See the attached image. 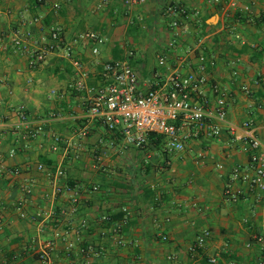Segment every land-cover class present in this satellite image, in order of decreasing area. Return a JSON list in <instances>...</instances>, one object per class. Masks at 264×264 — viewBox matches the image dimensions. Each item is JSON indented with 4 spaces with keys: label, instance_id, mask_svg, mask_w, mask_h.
<instances>
[{
    "label": "crops",
    "instance_id": "crops-1",
    "mask_svg": "<svg viewBox=\"0 0 264 264\" xmlns=\"http://www.w3.org/2000/svg\"><path fill=\"white\" fill-rule=\"evenodd\" d=\"M171 6L188 14L170 16ZM35 17L36 24L21 23ZM54 27L67 42L87 30L106 38L97 55L77 46L90 85L98 82L101 63L130 51L145 89L174 73L199 72L206 56L202 100L212 108L213 85L224 89L228 122L236 128L221 122L218 136L190 135L177 152L165 137H150L145 148L127 144L100 120L84 118L85 96L70 86V63L51 54L31 67L29 53L13 45L26 30L43 40ZM0 43L8 46L0 50V264H208L215 254L221 264H253L262 256L253 236L264 235V187L255 181L242 125L251 122L264 140V0H0ZM152 51L158 65L148 60ZM27 125L43 129L27 137ZM228 188L242 191L233 197ZM119 224L122 244L112 229ZM204 230L212 235L197 247ZM47 240L54 249L44 262L38 252Z\"/></svg>",
    "mask_w": 264,
    "mask_h": 264
},
{
    "label": "built area",
    "instance_id": "built-area-1",
    "mask_svg": "<svg viewBox=\"0 0 264 264\" xmlns=\"http://www.w3.org/2000/svg\"><path fill=\"white\" fill-rule=\"evenodd\" d=\"M126 4H136L144 0H124ZM217 3L220 0H215ZM167 13L174 16L177 13L186 17L187 10L178 6H171ZM40 20L35 18H22L23 25H33ZM173 27H178L180 21L174 19ZM106 38L95 30H87L80 33L72 41H65L61 36V29L51 28L49 37L43 40L32 39V31L26 30L22 35H15L12 42L17 50H25L29 53V65L35 67L43 63L51 54H58L63 61L70 63L73 69V80L70 84L73 90L83 93L85 98V116L87 121L100 120L109 130L120 134L124 141L137 148H145L152 134L161 135L166 138V145L169 151L177 152L185 150L184 138L198 137L201 131L218 136L221 132V122L229 124L231 130L236 128L228 122L227 113V92L217 84L213 85V92L216 93V104L214 107L202 100L204 96L203 86L208 82L205 74L207 67L206 56H200V71L190 72L182 75L174 73L163 85L152 84L148 88H141L138 73L130 63L133 52L119 59H108L101 63L100 77L96 85H90L89 68L78 51V45L91 48L93 54L100 53V46L104 44ZM8 46L0 43V50ZM163 61H161L162 63ZM213 63V61H211ZM3 80L0 77V120L2 118L1 107L4 100L1 97V86ZM20 116L27 119L24 107L20 108ZM191 126L194 130L191 134H185L182 130ZM247 132L242 138L250 151V160L256 171L255 181L264 187V140L257 138L252 130L251 122L246 121L242 125ZM27 137L36 136L43 129L38 125L32 129L27 125ZM88 133L87 124L80 130V135L86 136ZM56 144L54 150H58L61 138L55 137ZM14 150H12V153ZM12 155V154H11ZM0 160V174L3 172ZM39 170H45L44 164L38 165ZM18 173L17 169L12 170ZM55 174L58 179L64 176V170L59 167ZM239 174L235 173V178ZM63 186H56L57 194L63 191ZM66 189H70L67 187ZM94 189H97L95 186ZM242 190L237 189L231 193L233 197L239 196ZM77 194V192H76ZM74 195L72 201H77ZM71 213L76 211L74 206L69 208ZM125 212L126 209H124ZM103 220L109 221V217L103 216ZM85 226V223H83ZM117 234L116 241L122 244L121 224L112 227ZM69 233L68 231H66ZM210 230H204L197 238L196 246H202L211 237ZM62 237V232L56 231L55 238ZM254 240L260 245L262 256L253 264H264V235L255 234ZM251 246V243L248 244ZM54 249V240H47L43 243L38 252V257L44 261H50V254ZM211 264H221L220 255L215 254L208 257ZM233 264V262L231 263Z\"/></svg>",
    "mask_w": 264,
    "mask_h": 264
},
{
    "label": "rangeland",
    "instance_id": "rangeland-1",
    "mask_svg": "<svg viewBox=\"0 0 264 264\" xmlns=\"http://www.w3.org/2000/svg\"><path fill=\"white\" fill-rule=\"evenodd\" d=\"M155 54H153L152 52H149L147 54L148 56V60L152 61L154 64L158 65L159 59L157 58V56H155L156 54L158 55V52H154Z\"/></svg>",
    "mask_w": 264,
    "mask_h": 264
},
{
    "label": "trees",
    "instance_id": "trees-1",
    "mask_svg": "<svg viewBox=\"0 0 264 264\" xmlns=\"http://www.w3.org/2000/svg\"><path fill=\"white\" fill-rule=\"evenodd\" d=\"M203 26H207V24L205 22H203ZM114 59H119L118 56H115ZM155 136H157L158 138L164 137V136H160V135H156V134H152L150 137L154 138ZM207 262H208V258H207ZM208 264H211L208 262Z\"/></svg>",
    "mask_w": 264,
    "mask_h": 264
}]
</instances>
